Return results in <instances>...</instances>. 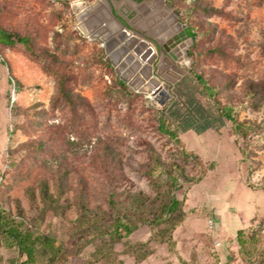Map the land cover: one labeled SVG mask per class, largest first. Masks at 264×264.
<instances>
[{
	"label": "rangeland",
	"instance_id": "obj_1",
	"mask_svg": "<svg viewBox=\"0 0 264 264\" xmlns=\"http://www.w3.org/2000/svg\"><path fill=\"white\" fill-rule=\"evenodd\" d=\"M115 1L0 0V27L29 45L0 44V205L63 244V256L40 255L36 264H216L214 239L234 252L222 211L237 220L251 200L264 202V0H126L123 10ZM161 4L170 10L164 16ZM92 5L82 18L91 30L106 25L100 37L78 25L81 9ZM169 12L177 28L194 32L177 76L173 65L160 67L161 41L175 33ZM120 26L131 33L119 47L126 60V49L142 48L139 39L157 53L149 73L130 64L139 87L107 54ZM58 80L72 103L57 93ZM223 106L256 126L250 138L233 133ZM160 120L179 141L159 130ZM171 199L178 206L167 212ZM117 217L137 227L110 239ZM255 218L249 227L263 239L256 257L263 262ZM23 259L0 239V264Z\"/></svg>",
	"mask_w": 264,
	"mask_h": 264
},
{
	"label": "trees",
	"instance_id": "obj_2",
	"mask_svg": "<svg viewBox=\"0 0 264 264\" xmlns=\"http://www.w3.org/2000/svg\"><path fill=\"white\" fill-rule=\"evenodd\" d=\"M139 1V0H136ZM191 27V26H190ZM192 28V27H191ZM193 31V28H192ZM194 36V32H193ZM15 43L22 44L26 49L29 48L28 39L26 36L19 35L18 33H11L10 31L0 27V44L13 45ZM196 80L201 85L207 96L212 97L214 94L213 89L207 85L206 81L201 75L192 73ZM116 82L125 87V83L121 79H116ZM57 93L67 102L72 103V97L67 92L60 80L57 82ZM220 115L232 123V131L234 134L242 137L252 136V128L256 127L249 121H237L232 115V109L228 106H223L219 110ZM162 133L168 134L170 137L176 139V132L169 129L162 120L158 125ZM184 157H191L194 160L196 156L193 153H188L182 149ZM241 153L245 154V148L241 149ZM175 180L172 188L175 187ZM178 201L171 199L166 206L167 212H173L177 209ZM137 227V221L131 218L117 217L111 224L108 230L110 239H119L128 236ZM252 227L239 228L235 232V241L237 244V253L240 260L244 264H254V260L261 254L263 247V239L261 235L252 233ZM0 239L3 245L14 247L24 259L19 264H36L40 255L49 257L51 261L57 260L64 255L63 244L55 237L44 234L35 233L28 228L24 227L22 222L17 221L8 211L0 205Z\"/></svg>",
	"mask_w": 264,
	"mask_h": 264
},
{
	"label": "bare ground",
	"instance_id": "obj_3",
	"mask_svg": "<svg viewBox=\"0 0 264 264\" xmlns=\"http://www.w3.org/2000/svg\"><path fill=\"white\" fill-rule=\"evenodd\" d=\"M120 1H123L120 4V9L123 10V7L128 8L127 4H126L127 3L126 0H116L115 3L117 4ZM104 5H105V3L100 2L99 8H101V7L105 8L106 6H104ZM160 6H162L163 10H164V12L162 13L163 16L167 14V11H170L164 5L161 4ZM93 9H94V5L87 6V7H84L81 9V11L79 12V16L77 18L78 19V25L85 34H87L89 36L100 37V35H99L100 33H102V32L108 33L109 32L106 25H104L102 22L101 23L99 22L100 26L96 29L91 30L83 22L82 17L84 15L90 14L92 11H94ZM127 11H129V10H127ZM100 13H101L100 14L101 17H99V18H102V17L104 18L105 17L104 11L101 10ZM108 16H110V15L108 14ZM169 16L171 17V21L169 22L167 27H169V30H175V33H176L180 29L177 28V26H176L177 24L174 23V21H173L175 15H174V13L169 12ZM110 18H111V16H110ZM98 21H99V19H98ZM106 22L108 23V21H106ZM130 36H131V33L127 29H124L123 26H120V28L118 29V32L116 34H113V36H112V39H113V41L116 42V44L112 45L113 48H111V49H108L109 47L107 48V54H108L109 58L115 64L117 71L120 74V76L127 79L135 87H139L140 83H137V81H135V77L133 75L134 73H132V71L130 69V64L136 63V69L143 68V70L145 72L149 73L151 59L156 57L157 53L155 51V48L151 44H149V42H146L144 39L138 38L140 40L139 43L143 42L142 48L140 50H137V51L132 49V48L126 49V50H128L127 54L129 55V60L128 59L126 60L124 57V52L120 51L119 47L123 46L124 43L126 42V40L128 39V37H130ZM171 38H172V36L169 38H166L164 41H161V46L163 47V45H164L166 48L163 47L164 52H162V54L160 56V61H161L160 67L162 69H165V68L169 69L168 65H173L175 68H177V70H173L172 68H170V71H173L172 72L173 75L177 76L181 72V71H178V68H181L183 66V64H185L187 62L186 61V49L190 43V39L182 40V41L174 44L173 46H170L169 41L171 40ZM126 50H125V52H126ZM143 83H145L146 86H150L149 81H143ZM153 93L154 94L151 96H152V98L155 99L156 96H158L159 91L154 90Z\"/></svg>",
	"mask_w": 264,
	"mask_h": 264
},
{
	"label": "crops",
	"instance_id": "obj_4",
	"mask_svg": "<svg viewBox=\"0 0 264 264\" xmlns=\"http://www.w3.org/2000/svg\"><path fill=\"white\" fill-rule=\"evenodd\" d=\"M254 206V205H253ZM252 206V200L249 205L246 206V208H241L239 211V214L235 213L237 215V220L235 219H230L231 216L226 215L224 211L223 213V220L222 223L223 225L232 226L233 231H232V241H233V246L232 249L234 250L233 253L228 251L226 249V242L224 239L221 240V246L218 247V257L219 261L222 262V264H238L240 258L237 253V244L235 241V232L239 228H245L252 226V216H255L256 218L253 220L254 223L258 222L261 223L262 225V231L264 232V202L263 204L260 203L257 207ZM240 216V217H239ZM232 258H231V257ZM237 259L235 260V258ZM241 261V260H240ZM254 264H264V261L262 262L260 259L254 260Z\"/></svg>",
	"mask_w": 264,
	"mask_h": 264
},
{
	"label": "water",
	"instance_id": "obj_5",
	"mask_svg": "<svg viewBox=\"0 0 264 264\" xmlns=\"http://www.w3.org/2000/svg\"><path fill=\"white\" fill-rule=\"evenodd\" d=\"M124 29H127V28L124 27ZM192 38H193L192 28L189 25H184L180 30H178L174 35H172V38L169 41V43H170V46H173L174 44H176L182 40H185V39L192 40ZM163 47L166 48L164 45H163ZM155 99L159 100L158 96H156Z\"/></svg>",
	"mask_w": 264,
	"mask_h": 264
},
{
	"label": "built area",
	"instance_id": "obj_6",
	"mask_svg": "<svg viewBox=\"0 0 264 264\" xmlns=\"http://www.w3.org/2000/svg\"><path fill=\"white\" fill-rule=\"evenodd\" d=\"M206 227L208 228V231L211 232L213 230V227H214V222L211 219H208L206 221ZM220 242H221L220 240L214 239V243H213L212 249L216 250L219 247V245L221 244ZM216 264H222V262L218 261Z\"/></svg>",
	"mask_w": 264,
	"mask_h": 264
}]
</instances>
